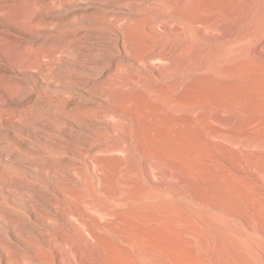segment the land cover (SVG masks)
<instances>
[{
  "label": "rangeland",
  "instance_id": "rangeland-1",
  "mask_svg": "<svg viewBox=\"0 0 264 264\" xmlns=\"http://www.w3.org/2000/svg\"><path fill=\"white\" fill-rule=\"evenodd\" d=\"M57 256L264 264V0H0V264Z\"/></svg>",
  "mask_w": 264,
  "mask_h": 264
},
{
  "label": "bare ground",
  "instance_id": "bare-ground-1",
  "mask_svg": "<svg viewBox=\"0 0 264 264\" xmlns=\"http://www.w3.org/2000/svg\"><path fill=\"white\" fill-rule=\"evenodd\" d=\"M200 30H201V29H200ZM233 30H234V29H233ZM234 31H235V30H234ZM216 32H217V31H216ZM228 35H229V34H228ZM75 249H76V248H75ZM59 252H60V251H59ZM76 252H77V253H75L74 248H73V253H72V254H73V255H72L73 258H75V257H74V256H75L74 253H75L76 256L79 255V258H80V259H83V253H82V251H81L80 249H77ZM77 254H78V255H77ZM53 259H54V258H53ZM55 259H56V257H55ZM55 259H54V260H55ZM57 259H58V262H57V263L62 264V263H61V260H60V256H57ZM62 259H63V258H62ZM75 259H76V258H75ZM73 260H74V259H73ZM76 261H77V260H76ZM81 261H82V260H81ZM84 261H85V259H84ZM86 261H87V260H86ZM82 262H83V261H82ZM82 262H81V263H82ZM29 263H30V262H29ZM29 263H28V264H29ZM63 263H64V262H63ZM83 263H85V262H83ZM86 263H89V262L87 261ZM26 264H27V263H26ZM32 264H33V263H32ZM55 264H56V263H55Z\"/></svg>",
  "mask_w": 264,
  "mask_h": 264
}]
</instances>
